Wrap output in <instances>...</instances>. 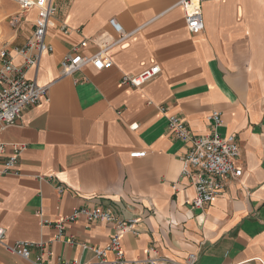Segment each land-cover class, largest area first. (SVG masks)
<instances>
[{"label": "crops", "instance_id": "crops-1", "mask_svg": "<svg viewBox=\"0 0 264 264\" xmlns=\"http://www.w3.org/2000/svg\"><path fill=\"white\" fill-rule=\"evenodd\" d=\"M181 1L54 0L53 53L27 68L16 48L9 51L26 78L49 91L16 124L0 127L1 142L24 146L16 173L3 174L0 163V227L6 242L44 243L47 251L33 248L25 260L0 245V264H40V256L42 264H97L94 250L108 248L114 224L81 218L56 240L43 223L82 207L108 209L120 223L138 220L121 237L130 261L153 249L174 264L190 254L195 264H264V0L204 3L198 34L189 31ZM20 16L18 27L31 25L29 40L37 10ZM112 19L132 33L109 52L113 67L62 77L61 61L74 46L88 40L82 53L90 56L98 50L93 40L119 38ZM155 66L160 74L143 87L121 84ZM214 112L217 133L236 136L242 173L202 211L192 207L196 188L182 177L188 147L171 135L169 117L208 135Z\"/></svg>", "mask_w": 264, "mask_h": 264}, {"label": "built area", "instance_id": "built-area-1", "mask_svg": "<svg viewBox=\"0 0 264 264\" xmlns=\"http://www.w3.org/2000/svg\"><path fill=\"white\" fill-rule=\"evenodd\" d=\"M20 7L22 15L31 10H37V18L34 24L32 37L27 43L16 48L19 54L25 58V67L38 66L41 57L46 53H53L54 48L47 42V32L50 22L57 13L54 0H13ZM210 1L220 0H182L177 6L182 7L188 29L193 34H198L204 30V20L202 5ZM21 24V16L14 18L13 25ZM111 26L119 34V38L114 39L104 35L93 40L98 50L88 56L82 53V49L89 44L88 40L81 42L79 46H74L72 50L64 56L61 61L62 77H69L92 66L97 71L109 70L113 67V62L108 56L109 52L118 44L129 38L132 33L125 34L117 22L112 19ZM64 34L69 31L66 26L61 28ZM32 52L31 56H28ZM160 67L155 66L145 70L137 76H123L121 84L133 88H141L148 82L154 80L160 74ZM49 88L40 86L36 80L26 78L22 67L13 64L12 57L8 50H0V127L7 128L13 126L21 118L22 112L29 107L37 106L48 96ZM211 132L208 135L194 134L188 125L176 116L169 117V131L171 135L182 141L188 147V152L183 160L182 177L187 178L196 188V197L192 207L204 211L210 206L225 190L226 180L241 176L238 168V158L240 146L235 135L221 137L217 133V128L221 125V115L214 112L210 118ZM133 125L131 128L136 129ZM10 149V154L8 151ZM24 150L23 145L6 144L0 141V163L3 164V174L16 173L20 156ZM144 153H135L132 156L140 157ZM85 219L89 223L107 222L115 225V233L106 249H96L95 254L99 259L97 264H174L170 260L156 258L153 249L148 250L147 257L143 260H127L122 249L121 237L126 232L134 231V225L138 220L129 223L118 222L117 217L108 209L102 207H82L74 211L71 216L61 218L57 221L45 220L46 226H53L57 231L56 240L63 238L67 225ZM0 245L11 254L19 256L25 260L31 259L32 249L37 248L43 253L47 251L44 243H31L18 241L14 243L6 242V231L0 227ZM84 248H88L85 244ZM107 252L115 254V259L108 261ZM36 261L42 264V257ZM196 254H190L185 264H195ZM77 264V263H75Z\"/></svg>", "mask_w": 264, "mask_h": 264}, {"label": "rangeland", "instance_id": "rangeland-1", "mask_svg": "<svg viewBox=\"0 0 264 264\" xmlns=\"http://www.w3.org/2000/svg\"><path fill=\"white\" fill-rule=\"evenodd\" d=\"M20 13L13 0H0V50L10 51L27 43L31 25H13L14 18H18Z\"/></svg>", "mask_w": 264, "mask_h": 264}]
</instances>
